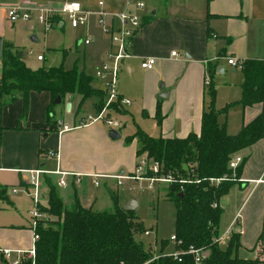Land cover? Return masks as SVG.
Segmentation results:
<instances>
[{
	"label": "crops",
	"instance_id": "0c3cea01",
	"mask_svg": "<svg viewBox=\"0 0 264 264\" xmlns=\"http://www.w3.org/2000/svg\"><path fill=\"white\" fill-rule=\"evenodd\" d=\"M62 1L0 0L2 43H11L17 47L25 43L29 36L37 39V32H30V29L36 31L37 21L34 17L11 21L6 14L8 6H58ZM78 1L87 10L99 7L98 0ZM103 1L108 10L121 9L126 2ZM132 8L141 15V25L132 38L131 55L121 61L118 77L119 92L129 97L131 102L125 106L123 113L111 112L132 119L134 129L128 134L137 127L152 135L184 136L188 131L197 133L200 114L206 105L203 78L208 71L207 66L213 65L216 69L221 67L219 72H225L224 81L220 77L215 79L230 85L232 65L226 62V56H233L239 61L244 58L264 59V0H147L143 8ZM65 21L59 27L63 28ZM80 26L83 30L80 29L81 32L76 36L77 46L82 44L86 49L85 45L90 44L92 54L101 63L110 47L108 34L98 24L95 13H90L87 22ZM87 36L89 42L83 44L81 39ZM171 50L176 54H171ZM147 55L156 57V64L152 68H143L140 64ZM237 69L240 71L238 66ZM239 76L242 77V73ZM161 82L163 88L160 87ZM95 85L101 87L99 81H95ZM165 90L166 94L161 96L160 92ZM78 98L76 93L69 94L64 103H59L58 109L63 114L59 120L68 122L67 115L74 117L71 123L68 122L73 124L68 129L60 130L58 119L52 118L50 122L45 120L46 107L51 100L47 90L30 92L24 122H17V118L3 120L5 123L1 124L0 130V198L6 196V205L11 204L15 209L23 206L22 196H7L5 191L7 185H26L27 169L37 165L46 167V164L52 168L55 166L54 159L45 153L51 147L58 149V167L81 173L80 182L91 173L114 174L121 167H127L129 172L134 171L137 160L136 137L130 144H125L120 138L121 133L118 138H111L109 128L101 120L78 124L88 113L78 115L81 107L79 105L78 109ZM67 101L71 102L69 110L65 108ZM94 101L96 98L91 105L92 111ZM7 104L12 105V108L6 111V116L22 114L21 97ZM157 106L160 110V123L156 118ZM261 108L264 119V102L239 104L238 118L235 120L222 122L218 117L216 119L224 124L225 132L233 134ZM148 126L154 127L156 132L149 130ZM237 152L241 157L245 156L239 175L242 181L232 184L220 198L222 210L226 209L228 214L223 230L218 225L219 233L226 229L234 216L235 219L219 241L224 242L230 231H238V256L256 257L254 264H264V232L261 243L257 241L264 221V136ZM51 176L56 179L55 174ZM249 182L251 184H247ZM71 184L73 201V192L79 196L78 190H83L77 183ZM120 202L123 204L124 201L120 199ZM89 204L87 200L86 205ZM12 220L5 219V215L0 212V247L29 248L32 240L29 221H20L18 217ZM170 250H173L171 240L165 248V251Z\"/></svg>",
	"mask_w": 264,
	"mask_h": 264
},
{
	"label": "trees",
	"instance_id": "16d2710c",
	"mask_svg": "<svg viewBox=\"0 0 264 264\" xmlns=\"http://www.w3.org/2000/svg\"><path fill=\"white\" fill-rule=\"evenodd\" d=\"M11 43H2L0 54V97L8 95L11 101L22 99V114L28 110L31 91L47 90L51 100L46 107L45 120L52 119L53 98L60 95L61 102L69 94H78V109L83 101L96 96L94 108L101 109L105 91L96 86L94 76L75 66L63 65L30 67ZM208 72L216 69L207 66ZM238 68L242 73L240 96L230 104L250 105L264 102V59L244 58ZM210 102L200 114L199 131H188L184 136L152 135L144 129L125 136L127 141L136 137V164L138 157L145 153L147 167L157 161L162 173L165 169L172 174L168 184V197L173 201V234L180 241L173 248L201 247L204 251L200 264H254L256 257L238 256V231H230L224 242L217 239L219 218L222 212L220 198L239 177L245 156L231 168L228 161L239 149L264 136L263 108L244 122L237 132H225L224 124L217 122V113L212 105L213 85L207 83ZM3 103H0V107ZM112 111L123 113L125 107L113 104ZM110 111V114L111 112ZM156 118L160 123L157 106ZM2 126L0 125V128ZM185 166H184V165ZM134 172V171H133ZM132 172V174H133ZM226 176L218 182H210L208 177ZM180 179H184L180 181ZM198 179V180H196ZM48 187L47 204L40 206L49 215L41 219L36 227L34 264H193L191 253L180 254V259L165 251L170 239L160 238L158 255L146 247L135 233L145 230L137 218L135 209H124L118 192L109 189L114 209H93L83 204L73 192V201L66 206L57 184L51 174H45ZM264 221L258 234L261 243ZM4 264L9 262L3 258ZM19 264H31L28 257L21 258Z\"/></svg>",
	"mask_w": 264,
	"mask_h": 264
},
{
	"label": "rangeland",
	"instance_id": "374dc122",
	"mask_svg": "<svg viewBox=\"0 0 264 264\" xmlns=\"http://www.w3.org/2000/svg\"><path fill=\"white\" fill-rule=\"evenodd\" d=\"M65 23L66 24L65 26H63V28L55 25L47 30H45L41 24L36 23V31L30 29V32H37V39L29 36L25 43L17 46L18 50L22 51V58L30 67L34 69L42 66L48 67L63 65L66 68H72L75 66L78 70H83L84 72L93 75L95 69L100 66V61L97 60L95 55L92 54L90 44L85 45L86 49L83 48L84 46H82V44L79 45V47L77 46L76 36L81 32L80 29H83L81 28V26L72 27L67 23V21H65ZM38 54L42 55V58L40 60L37 58ZM230 70L232 73L230 85H227L228 83L223 84L221 83V81L219 82L215 79L217 77H220L222 81H224L223 79L225 77V72H219L216 69L212 70L211 72L206 71V75L208 76L209 80H211L214 89L212 105L216 110H218L217 117L221 119L222 122L231 121L235 120V118H238L239 104L236 103L231 105L230 102L240 96L241 90L239 81L242 79V77L239 76L241 75V73L237 69V66L232 65ZM238 77L240 78L238 79ZM94 80L98 81L96 79ZM207 87L208 86L206 84L204 92L206 103L210 102V95L207 91ZM95 98V95L86 98L81 104L78 115H83L86 112H92L91 105ZM10 102L11 100L9 99L8 95L0 97V103H3L0 107V125L5 123L3 121L4 119L6 121L9 118H12V120L14 118H17V122H20L21 120H23V122L25 121V114H23L22 116H19L18 114L6 116L8 114V112L6 111H10L12 108V105L9 106V104H7ZM129 104H127L126 106H128ZM59 106V103L53 104L52 118L54 120H59V118L63 116V114L58 109L60 108ZM111 116L121 121V125L116 129H118V131L121 133L120 138L125 142V144H130L131 141H127L125 139V136L132 130V128L134 129L132 119L129 116L123 114L117 115L113 113L111 114ZM66 119L69 123H71L74 117L71 115H67ZM146 121L148 122L149 119ZM148 129L156 132L154 127L148 126ZM235 153L239 154V152ZM141 155H145V153H142ZM44 157L41 158V160H43ZM45 159L47 158L45 157ZM54 161L55 160H53V162ZM46 162H48V160H46ZM48 165L49 164H46V168L50 167ZM124 169V174H130L134 178L123 179L122 183H118L115 175L103 174L98 178L99 184L95 185L92 182L91 176H85L82 180L83 183H77L80 186L79 188L82 189L83 192H79L78 190L77 193L80 196L81 200L82 198L89 200V205L93 209H114V202L109 189H113L114 191L118 192L119 201L121 199V201H124L123 203H125L129 198H134L137 201V206L135 208L137 218L142 222L145 229H149L152 231L151 236L144 234V230L138 231L135 233V237L142 240L146 247L150 243H153L154 240H156L158 247L160 238L169 237L173 231L174 207L173 201L167 195L169 181H156L153 187H150V181L148 178H146L147 175H145L143 171L139 173V175L142 176L139 178L137 176L138 174L135 171L132 174V172L128 171L127 167ZM237 180H240V182L242 181V179H240L239 177H237ZM77 184L76 187L78 188ZM247 184H251V182ZM72 185L73 184L68 183L66 186L57 185L56 187L66 206H68L72 202L70 194V188L73 187ZM131 186L133 187L129 188ZM32 190V186L25 184H12L6 186L5 192H7V196H10L12 194H19L23 197L21 201L23 202V206L19 209H15L11 204L6 205L4 203V201L7 202L6 196L1 197L0 212L5 215V219L13 222L12 219L18 217L20 218V221H29V225L31 227L33 219V217L31 216V210L35 208V202L31 195ZM47 199L48 187L44 181L41 198L42 206L47 204ZM85 204H87V202ZM23 207H25V209ZM227 212L228 211L225 209L220 214L219 227H221L222 230L225 222L227 221ZM45 214L49 215L47 211H45ZM0 256L2 257H0V264H4L3 256L1 254Z\"/></svg>",
	"mask_w": 264,
	"mask_h": 264
},
{
	"label": "built area",
	"instance_id": "2783aa9c",
	"mask_svg": "<svg viewBox=\"0 0 264 264\" xmlns=\"http://www.w3.org/2000/svg\"><path fill=\"white\" fill-rule=\"evenodd\" d=\"M147 0H126L125 5L121 9L108 10L104 7V1L98 0V9L87 10L82 7L78 0H64L58 6L51 5H39V6H25L21 4L10 5L6 8V14L11 21L16 20H28L34 17L37 23L41 24L45 30L57 25L60 26V22L67 20L70 26L77 27L83 25L87 22L88 15L90 13H95L97 15V22L101 26L102 30L108 34L110 39V47L105 53L104 59L101 61L100 66H98L94 71V79L98 80L101 87L104 89V104L101 109L88 112L79 121L78 124H86L96 120L103 121L108 128H117L121 125V121L115 117H112L110 111L114 108L113 104L125 107L131 102V99L118 90V77L120 71V65L123 58L131 55L130 46L132 43V38L138 31L141 25V15L134 10L141 9L146 5ZM83 43L89 42V37H84L81 39ZM171 54L175 55L176 52L171 50ZM38 59L42 58L41 54L37 55ZM226 62L233 65L239 66L240 61L235 59L233 56H226ZM143 68H152L156 64V57L153 55L145 56L141 62ZM209 81L208 76L205 73L203 78V83L206 85ZM58 124H61V129H68L73 126L68 122L58 120ZM75 125V124H74ZM46 156L55 160V166L53 168H46L43 165H37L35 167L27 169V184L33 187L32 198L35 202V208L31 210L32 219V240L31 245L27 249L23 248H10V247H0V254L5 258L9 264H19L21 258L28 257L31 259V264H34L35 257V241L38 238V233L36 227L41 219H44L48 215L45 211L40 208L43 183L45 174H55L56 184L59 186H66L68 182L78 183L81 181V173L63 170L58 167L59 152L56 148H48L46 150ZM241 159V155L234 153L228 161L231 168L235 167L236 164ZM147 159L145 155H141L138 159L137 165L135 167V172L139 175L141 171L145 172L147 167ZM148 169L152 171L148 174L146 178L150 181V187H153L156 181H172V174L157 172L160 170V165L157 161L151 162L148 165ZM104 173H91L92 182L95 185L99 184L98 178ZM115 175L117 182L122 183L123 179L134 178L130 174L116 173V174H106ZM227 178L226 176H216L208 177L210 182H218L222 179ZM184 179H180L183 181ZM198 180V179H196ZM133 186L129 187L132 188ZM235 216L231 219L226 229L219 233L217 236L218 240H221L229 230L230 226L234 223ZM144 234L151 236V231L149 229L144 230ZM169 239L173 243H178L180 240L176 239L172 233ZM148 248L154 252L151 258L156 257L158 249L156 240L148 245ZM191 253L193 256V264H200L201 257L204 251L201 247L188 246L187 248H173V250L166 251L168 254H172L173 257L180 259V254Z\"/></svg>",
	"mask_w": 264,
	"mask_h": 264
},
{
	"label": "water",
	"instance_id": "95a60500",
	"mask_svg": "<svg viewBox=\"0 0 264 264\" xmlns=\"http://www.w3.org/2000/svg\"><path fill=\"white\" fill-rule=\"evenodd\" d=\"M59 25H62V22H60ZM1 49H2V40H1V36H0V54H1ZM18 53H19V54H22V51H19ZM221 69H222L221 67H218L216 70H217V71H221ZM160 87L163 88V83H162V82L160 83ZM165 94H166V90H165V92H164V91L160 92V95H161V96H164ZM52 102H53L54 104H55V103H60V102H61L60 95L57 94V95L55 96V98H53ZM70 105H71V102H70V101H67V102L65 103V108H66L67 110H69V109H70ZM108 134H109V136H110L111 138H118V137L120 136V132L118 131V129H116V128H114V127L109 128V130H108ZM183 165H184V164H183ZM184 166H185V165H184ZM123 172H124V169H123V168H120V169L118 170V173H123ZM166 172H167V169H165V170L163 171V173H166ZM81 201H82L83 204H85V203L87 202V199L82 198ZM122 206H123L124 209H135L136 206H137V201H136L134 198H129L125 203L122 204Z\"/></svg>",
	"mask_w": 264,
	"mask_h": 264
}]
</instances>
